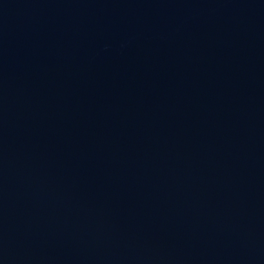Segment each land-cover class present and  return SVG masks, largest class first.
<instances>
[{
  "label": "water",
  "instance_id": "1",
  "mask_svg": "<svg viewBox=\"0 0 264 264\" xmlns=\"http://www.w3.org/2000/svg\"><path fill=\"white\" fill-rule=\"evenodd\" d=\"M0 264H264V0H0Z\"/></svg>",
  "mask_w": 264,
  "mask_h": 264
}]
</instances>
